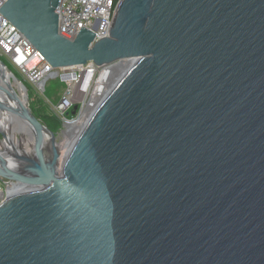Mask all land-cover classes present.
I'll list each match as a JSON object with an SVG mask.
<instances>
[{"label":"water","instance_id":"1","mask_svg":"<svg viewBox=\"0 0 264 264\" xmlns=\"http://www.w3.org/2000/svg\"><path fill=\"white\" fill-rule=\"evenodd\" d=\"M58 4L0 12L53 68L128 63L59 145L0 59V111L34 139L0 149L21 187L0 202V264H264V0H119L95 42L58 33Z\"/></svg>","mask_w":264,"mask_h":264},{"label":"built area","instance_id":"2","mask_svg":"<svg viewBox=\"0 0 264 264\" xmlns=\"http://www.w3.org/2000/svg\"><path fill=\"white\" fill-rule=\"evenodd\" d=\"M5 1L7 0H0V7ZM118 2L119 0H59L56 8L58 33L67 39H73L83 26L95 33L93 42L108 36ZM1 57H5L23 81L34 85L37 91L43 90L46 82L52 79H58L64 84V91L53 106V111L64 128L84 115L87 104L97 93L101 78L109 76L114 64L99 66L88 61L86 64L67 68H53L23 33L0 12L2 60ZM27 90L26 88V95ZM74 107H77V111L72 114ZM13 185L14 183L0 175V202Z\"/></svg>","mask_w":264,"mask_h":264},{"label":"bare ground","instance_id":"3","mask_svg":"<svg viewBox=\"0 0 264 264\" xmlns=\"http://www.w3.org/2000/svg\"><path fill=\"white\" fill-rule=\"evenodd\" d=\"M127 63H128L127 60H121L119 62L114 63L111 66L109 76L108 77L104 76L101 78V81L98 84L99 88L97 89V93L87 104L84 115H82L81 118L77 120L75 123L67 125L65 127V130L70 129V131L72 132L93 111L94 108L91 111L89 109L92 108L91 105L93 104L94 100L97 99L96 101H98L102 98L104 93L107 91V89H109L111 84L115 81V79L118 77V75L121 73L122 69L127 65ZM10 82L20 97L21 95H25L24 94L25 91L22 89V86L19 83L18 79H10ZM97 96H100V97L97 98ZM94 106L95 105L93 104V107ZM10 108H11V105L4 104L3 108L0 111V130L2 129V131L4 132V138L0 139V149L1 147L5 146L11 151L17 150L19 152L26 151V152L32 153L34 151V139H33L32 133L29 127L19 117L14 116L9 112ZM8 117L10 118V120L18 124V126L21 128V131L19 133L20 139L17 137V134L15 133V131L11 129ZM42 132L43 134H45L47 138H50V134L45 128H43ZM71 132H69L68 135ZM19 188L21 187L20 186L18 187V185L14 184L9 189L8 194L13 193Z\"/></svg>","mask_w":264,"mask_h":264},{"label":"rangeland","instance_id":"4","mask_svg":"<svg viewBox=\"0 0 264 264\" xmlns=\"http://www.w3.org/2000/svg\"><path fill=\"white\" fill-rule=\"evenodd\" d=\"M1 58H2L3 61L6 62V64L8 65L9 69L13 72L15 77L17 79L21 80V78H20L21 75L10 64V62L5 57H1ZM119 61H121V60H119ZM119 61H116V62H119ZM116 62H113V63H116ZM8 83H9V85L11 87H13L10 81ZM25 85H26V87L28 89L27 90V95L26 96L25 95H21V96L25 97V99L27 100L29 108L31 109V107L32 108L36 107L37 105L36 106H34V105L36 104V101H38V102H40V105H43L56 119H58L57 116L55 115L54 111H53V106L57 102L60 94L64 91V85L61 84V82L58 79H52V80L47 81L45 86H44V89L40 90V91H37L36 88L34 87V85H32V84H30V83H28L26 81H25ZM1 86L2 87L3 86L6 87L8 85L0 77V87ZM24 94H26V92ZM98 97H100V96H97V98ZM96 100L97 99H95L94 102H93V104L95 106L97 105V103L99 101V100L98 101H96ZM3 103L11 105V106L13 105L12 102L10 100H8V98L7 99H3ZM93 104L91 105L92 108L89 109L90 111L95 107V106L93 107ZM90 111H89V113H90ZM9 122H10L11 129H13L15 131V133L17 134V137L19 138V133L21 131V128L14 121L10 120V118H9ZM1 131H2V129L0 130V139H3L4 138V132L3 131L1 132ZM52 132L55 134L57 142L59 144H61L63 142V140L68 136V133L71 132V131H70V129L69 130H65V128L60 125L59 127L54 128V130H52Z\"/></svg>","mask_w":264,"mask_h":264},{"label":"trees","instance_id":"5","mask_svg":"<svg viewBox=\"0 0 264 264\" xmlns=\"http://www.w3.org/2000/svg\"><path fill=\"white\" fill-rule=\"evenodd\" d=\"M20 78L25 85V82L23 81L22 77H20ZM61 84H63V83L61 82ZM25 87H26V85H25ZM34 106H36V107H33V108L31 107L32 113L35 115V117L42 124H44L45 126L50 128L51 131L54 130V128H57L61 125V122L58 119H56L43 105H40V102L36 101V104ZM76 111H77V108L75 110V113H76Z\"/></svg>","mask_w":264,"mask_h":264}]
</instances>
